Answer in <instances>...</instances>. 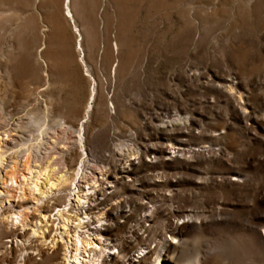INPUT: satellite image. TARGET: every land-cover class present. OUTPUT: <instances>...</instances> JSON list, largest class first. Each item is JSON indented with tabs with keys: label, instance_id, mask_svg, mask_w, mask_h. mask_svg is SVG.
<instances>
[{
	"label": "rangeland",
	"instance_id": "374dc122",
	"mask_svg": "<svg viewBox=\"0 0 264 264\" xmlns=\"http://www.w3.org/2000/svg\"><path fill=\"white\" fill-rule=\"evenodd\" d=\"M62 4L0 1V264L59 261L19 242L37 243L32 209L53 214L68 189L35 204L5 172L60 120L84 121L83 206L119 249L104 264L138 247L134 264H264V0H76L80 36ZM61 150L71 171L81 152ZM21 208L23 228L6 218Z\"/></svg>",
	"mask_w": 264,
	"mask_h": 264
},
{
	"label": "bare ground",
	"instance_id": "6f19581e",
	"mask_svg": "<svg viewBox=\"0 0 264 264\" xmlns=\"http://www.w3.org/2000/svg\"><path fill=\"white\" fill-rule=\"evenodd\" d=\"M75 3L76 0H63L62 6L63 12L66 13V16L71 21L77 35L80 36L75 19ZM75 46L81 53V39L75 42ZM21 47L23 49V45H21ZM38 56L41 57L40 53ZM17 63L23 71L26 62L24 57L20 54L17 57ZM86 71H88V69H86ZM91 92V95L95 94V86L92 88ZM86 114H88V112ZM57 125L59 130L57 129L54 131V138L52 140L55 144L52 143L49 148L44 147L43 153H41V145H43V142L37 141L36 143H31L28 145L27 153L21 164L22 168L19 169L16 165H13L10 171L5 172V180L13 181L18 187L17 189L21 190V197H30L35 204L38 201L48 199L49 195L55 192H62L68 189L66 204L64 203L61 207L56 208L53 214L42 213L37 204L36 207L32 209V211L38 212V214L30 225V233L28 231L27 236L33 238L34 242L37 243L31 247H26L23 245V240L21 239L19 242L22 244L20 250L24 255L23 251L25 248H30L36 251V255L41 254L45 258L47 255L46 250L57 249L59 251V261L56 264H104L102 262L103 256L109 261V259H111L109 257L110 254L114 253L113 255H115V252L117 254L119 249L114 243L113 246L116 248V251L113 253L111 251L105 253L104 249L110 250L113 248L109 247L112 243H104V237L101 235V230L103 228L101 224H99V216H97V219H93L89 213L87 214L85 212V207L83 206V204L89 200L88 192H91L89 189H93L96 182L95 179L91 178V176H88V173H86V169L90 164L88 163V159L85 158L86 152L83 144L84 121L75 127L73 125L65 126L62 120L58 121ZM47 129H49V127L45 125V127L39 131L38 136L43 138ZM71 134L75 135L71 136ZM38 136H36V138ZM58 143H63V145L67 143L70 147H77L78 151L81 152L80 160L71 171L69 167L66 166L65 157L67 152H64V150L59 151V158H55L52 155L53 149ZM170 148L173 151H175V148L178 149L177 146H172ZM1 160L0 158V161ZM87 180L90 181L89 183L86 182L88 186H79L80 182ZM93 191L94 190H92V192ZM27 217L28 213L22 210V208L18 211H12L10 215L6 216L7 219L10 218L13 225L19 224L20 228H23L25 225L27 226ZM144 248L147 247H138L132 254L134 255L133 258L127 260L126 264H134L136 259H138V261L135 263L139 262L140 258L147 253L146 250H143ZM159 256L160 255H157L154 259L155 261L157 260V264L159 263ZM23 258L24 263L26 261V263H31L34 260L30 254ZM195 263H200L198 258L195 259ZM7 264L10 263L7 262Z\"/></svg>",
	"mask_w": 264,
	"mask_h": 264
}]
</instances>
